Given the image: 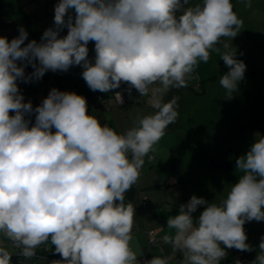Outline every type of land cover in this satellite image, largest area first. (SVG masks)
<instances>
[{
	"label": "clouds",
	"instance_id": "clouds-1",
	"mask_svg": "<svg viewBox=\"0 0 264 264\" xmlns=\"http://www.w3.org/2000/svg\"><path fill=\"white\" fill-rule=\"evenodd\" d=\"M244 3L251 7V0ZM54 11L55 27L40 43L24 45L23 27L10 42L0 37V238L8 242L0 246V264H11L9 248L31 260L49 244L61 256L52 264H140L130 247L135 208L125 203V193L138 182L144 157L177 120L178 98L165 103L162 96L187 87L198 62L207 63L222 38L236 37L243 21L231 0H59ZM235 56L221 54L229 69L219 81L226 98L246 70ZM28 65L34 71L26 75ZM72 66L82 67L92 91L107 93L125 82L129 94L133 87L139 96L151 92L155 113L117 133L89 115L86 98L75 92L53 88L35 108L24 102L18 80L28 83ZM115 98L123 103L120 92ZM33 113L30 127L25 116ZM236 169L239 180L219 204L193 195L168 218L174 235L162 240L182 255L177 264H219L226 248L254 250L243 226L264 221V137L236 160ZM145 264H169V258L154 256ZM252 264H264V237Z\"/></svg>",
	"mask_w": 264,
	"mask_h": 264
},
{
	"label": "rangeland",
	"instance_id": "rangeland-1",
	"mask_svg": "<svg viewBox=\"0 0 264 264\" xmlns=\"http://www.w3.org/2000/svg\"><path fill=\"white\" fill-rule=\"evenodd\" d=\"M231 3L238 18L243 21L241 31L232 39L222 38V43L218 45L220 50H210V59L207 63L198 62L187 83L194 90L180 91V97L176 94L168 95L167 98L162 97L165 103L173 97L178 98L177 120L169 125L161 138L168 153L164 154L161 148H156L154 153L157 157L149 162L147 155L139 175V184L148 183L147 188L143 187L145 191L153 192L158 189L157 193L160 194L158 199L167 194L172 198L176 197L167 191L181 183L173 170L190 166L187 168L190 171H184V183L191 186V194L196 193L198 196L210 193L208 197L200 198L209 203L219 204L226 198L232 185L239 180L240 173L236 169V160L247 154L255 140L264 137V59L260 57L259 51V45L262 46L261 43L264 41V0H251V7H246L244 0H231ZM224 43L228 44L227 49L223 47ZM225 51L235 52V58L246 65L244 78L238 83L230 98H226V90L219 83L221 76L229 71L221 59V54ZM241 83L248 85L247 93L241 90ZM130 94L131 102L138 105L130 108L124 118L128 127L129 125L134 127L138 117L152 115L156 109L150 104L151 92L142 99L143 102L137 100L138 95L133 88ZM182 148L190 153L184 149L182 152ZM222 153L227 155L228 164L213 168L210 160L214 158L219 163ZM155 178L159 182L156 185L150 182V179L155 181ZM167 199L169 200L168 197ZM145 202L148 203V199ZM184 202L187 204L188 201L184 199ZM204 207L198 206L197 218ZM164 208L170 211L173 207L164 205ZM139 210L138 213H145L147 217L146 210ZM256 236L264 237V221L262 226H259ZM15 252L17 253L16 249Z\"/></svg>",
	"mask_w": 264,
	"mask_h": 264
},
{
	"label": "crops",
	"instance_id": "crops-1",
	"mask_svg": "<svg viewBox=\"0 0 264 264\" xmlns=\"http://www.w3.org/2000/svg\"><path fill=\"white\" fill-rule=\"evenodd\" d=\"M58 2L59 0H0V37H7L10 42L13 38H16L19 35V29L23 27L28 33V37L25 40L24 45L32 40L40 43L44 31L55 27L54 9ZM197 3H201V0H190V5H195ZM70 14L74 15V12ZM63 31L64 30L60 32L61 37L65 36ZM87 47L89 49L88 59L94 63L95 43L90 41ZM22 63V61H18V64ZM33 71L34 69L31 67V65H28L25 68L26 75L31 74ZM82 71L83 69L81 66H72L67 72L48 71L39 80L33 79L28 83L18 80L17 84L20 92L24 96V102L31 101L33 108L39 106L42 103L43 99L46 98V91H48L50 88H55L59 91L75 92L76 94L86 98L88 114L96 117L100 121L101 125L107 124L117 133H123L131 128L132 125H129V127L127 126V122L124 118L125 113L127 114L130 108L133 109V107L135 105L137 106L138 104L131 102V94H129L128 91L130 87L129 84L126 86L125 84L122 85L121 83L119 88L110 90L107 93L92 91L82 78ZM199 84L203 85V83L200 82ZM125 88L127 89V97L129 102L128 105L122 109L116 104L117 100L114 93L122 92L121 90H125L126 92ZM190 90L192 91L194 88L187 84V87L180 89H170L168 93L164 94L162 97L167 98L168 95L172 96L175 94L180 97V91L189 92ZM133 91L137 92V100L143 102L142 99H144L145 96H139V92L134 87ZM197 91H199V88ZM100 95L104 97L103 100L100 99ZM14 114V112H10V115ZM25 119L31 120V124L29 125L31 127L32 124L35 123V113L31 114L30 117L26 115ZM53 131H55V129H53ZM154 148H161V151L164 154L168 153L162 139L156 145H154ZM183 149L185 152L190 153V151L185 150V148H182V152ZM177 150L178 148L176 151ZM149 154H153L154 159L157 157L154 152H150ZM171 155L174 156V153L171 152ZM178 155L180 157L179 153ZM144 158H147V156ZM147 159L149 162L151 161L149 158ZM180 159L182 158L180 157ZM187 168H190V166H183L182 168L179 167L178 169L173 170L178 179L181 181V183L177 184V186L175 185L167 190L176 196L175 198H172L170 194L166 195L169 200L173 202H170L166 196L162 199H158L160 194L157 193L158 189H155L153 192L146 191L148 204L146 208L142 210H146L147 217L145 216V213H138L140 210H135L134 227L132 231L130 247L137 256V259L140 261V264H144L142 258L152 259L154 256L161 258L168 257L173 264H177L178 260H182V255L178 254L179 252L173 253L171 245L165 244L162 240V237L164 235H174V230L167 228V220L168 218L174 217L179 213V207L185 203L184 199L189 202L193 195L197 196L196 193L192 195L190 190L191 186L184 183V171H190ZM163 173L165 174V172ZM150 182H153L155 185L159 183L157 179L155 181L150 179ZM146 185H148V183L144 182V184H140L142 188H147ZM188 193L190 194L188 195ZM209 195L211 194L208 193L198 195L197 197H208ZM164 205H167L169 208H173L168 211L166 210L167 208H164ZM196 213L197 211L192 214L194 220L198 219L196 217ZM259 226H262V221L246 222L243 226L247 235L246 243L253 247V251L248 252L240 251L235 248H226V256L220 260L219 264H237V261H239V264H252V261L255 260L256 255L259 252V243L262 238L256 236ZM149 233H152V236L156 237V243L152 244V242H149ZM7 244V241H4L2 238H0V246H7ZM9 250L12 253L11 264H28L24 257L18 255L15 252V249L9 248ZM39 263L52 264V260L49 258L39 259Z\"/></svg>",
	"mask_w": 264,
	"mask_h": 264
},
{
	"label": "trees",
	"instance_id": "trees-1",
	"mask_svg": "<svg viewBox=\"0 0 264 264\" xmlns=\"http://www.w3.org/2000/svg\"><path fill=\"white\" fill-rule=\"evenodd\" d=\"M124 84L127 86V83L122 82V85H124ZM198 88H199V86H198ZM51 89H53V88H50V89H48V91H46L47 92L46 97L49 95V92ZM121 91L123 94H125L127 96V89H126V92H125V90H121ZM100 98H101V100L104 99V97L102 95L100 96ZM127 102H129L128 97H127ZM142 192H146V191L140 187L139 180H138V182L135 185H133L129 191H127L125 193V203L126 204L131 203L133 205V207L135 208V210L143 209V205L147 206L148 203L145 202V199L142 197ZM178 254H180V253H178ZM48 258L51 259L52 261L61 259V256L58 253H55L54 245L51 246L49 244L47 246H42L40 248H37L36 255L33 259L38 264H40L39 259H48Z\"/></svg>",
	"mask_w": 264,
	"mask_h": 264
},
{
	"label": "built area",
	"instance_id": "built-area-1",
	"mask_svg": "<svg viewBox=\"0 0 264 264\" xmlns=\"http://www.w3.org/2000/svg\"><path fill=\"white\" fill-rule=\"evenodd\" d=\"M63 30H64L63 33H64V35L66 36L68 30H67L66 27H65ZM197 87H198V85H197ZM120 93H121L122 98H123V103H122V104H119L118 102H116V104H117L118 106H120L122 109H124L125 106H127V104H128V102H127V96H126L125 94H123L122 92H120ZM106 106H107V104H106ZM107 108H108V106H107ZM149 157H151V159H150ZM148 158H149L150 160H154V155H153V154H149V155H148ZM142 197L145 199V201L147 200V196H146V194H145L144 192H142ZM151 239H152V241H154V242H152L153 244L157 242L156 237H153V236H152ZM35 255H36V254H35ZM142 259H143V263H144V264H145L146 261L151 260V259H149V258H142ZM27 261H28V264H38L33 258H32L31 260H28V259H27ZM169 264H173V263L169 260Z\"/></svg>",
	"mask_w": 264,
	"mask_h": 264
},
{
	"label": "flooded vegetation",
	"instance_id": "flooded-vegetation-1",
	"mask_svg": "<svg viewBox=\"0 0 264 264\" xmlns=\"http://www.w3.org/2000/svg\"><path fill=\"white\" fill-rule=\"evenodd\" d=\"M240 87H241V90H242L244 93H247L248 90H246V89L248 88V85H247L246 83H243V84L241 83V84H240ZM246 95H247V94H246ZM223 154H224V153H222V158H220V159L218 160L219 163H217L216 159H214V158L210 160V164H211V166H212L213 168H215V167H217V166H222V167H223V166H226V165L228 164L227 159L225 160L226 162L223 160V158H225V157L228 158V157H227L226 154H224V155H223Z\"/></svg>",
	"mask_w": 264,
	"mask_h": 264
},
{
	"label": "water",
	"instance_id": "water-1",
	"mask_svg": "<svg viewBox=\"0 0 264 264\" xmlns=\"http://www.w3.org/2000/svg\"><path fill=\"white\" fill-rule=\"evenodd\" d=\"M261 44H263V45H262V46L259 45V51L261 52V53H260V54H261L260 57H261L262 59H264V41H263ZM240 88H241V87H240ZM100 99H101V98H100ZM226 159H228V158H226V157L223 158L224 161H225ZM216 160H217V159H216ZM225 162H226V161H225Z\"/></svg>",
	"mask_w": 264,
	"mask_h": 264
}]
</instances>
